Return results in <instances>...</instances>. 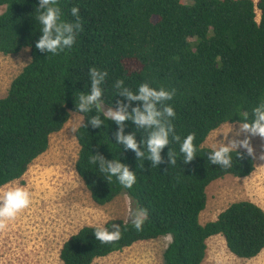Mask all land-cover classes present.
Masks as SVG:
<instances>
[{
  "label": "trees",
  "instance_id": "obj_1",
  "mask_svg": "<svg viewBox=\"0 0 264 264\" xmlns=\"http://www.w3.org/2000/svg\"><path fill=\"white\" fill-rule=\"evenodd\" d=\"M0 6V52L30 49L29 63L0 97V188L20 179L47 150L50 135L78 113L82 123L75 130V171L92 201L104 205L125 192L136 209H147L141 231L121 219L104 224L108 229L121 226V238L110 244L95 238V229L102 226H82L63 241L62 264H91L163 235L171 237L164 264H201L206 240L217 234L238 258H251L264 248V211L251 201L233 202L204 224L199 220L211 182L226 175L246 177L255 169L253 156L243 149L230 153V168L212 164L208 154L213 148L202 143L222 123L245 122V113L250 122L253 108L264 101V0H58L62 21L75 22L71 8H79L82 30L70 49L56 55L35 47L42 35L36 19L39 0H0ZM92 67L108 73L102 99L114 109L118 101L128 103L117 95V80L134 93L145 82L157 90L174 89L165 103L175 111L170 119L180 143L195 133V159L185 164L180 143L170 136L161 151L163 162L151 165L116 143L119 126L112 120L93 128L88 119L95 110L76 111L78 95L90 91ZM136 106L142 107L141 102H132ZM133 132L138 143L147 134L126 121L125 135ZM170 149L174 165L168 163ZM97 153L129 166L134 185L125 188L115 177L108 182L98 164L89 163Z\"/></svg>",
  "mask_w": 264,
  "mask_h": 264
},
{
  "label": "rangeland",
  "instance_id": "obj_2",
  "mask_svg": "<svg viewBox=\"0 0 264 264\" xmlns=\"http://www.w3.org/2000/svg\"><path fill=\"white\" fill-rule=\"evenodd\" d=\"M3 8L0 6V12ZM29 61L28 47L13 54L0 52V97ZM108 108L104 105L105 111ZM81 123L82 116L71 113L63 128L50 135L47 150L31 162L25 174L0 188L3 192L23 187L31 194L29 207L7 221V228L0 232V264H62L59 250L63 241L82 226H104L112 219L131 221L130 214L136 207L125 192L109 203L97 205L78 177L75 171L78 144L73 130ZM246 137L254 149V171L241 178L226 175L207 186L206 206L199 215L202 224L215 219L236 201H251L264 211V159L261 158L264 139L240 132L238 122H225L207 135L202 146L214 149ZM170 239V235H163L138 241L96 258L91 264H164L163 252ZM206 245L201 264H264V248L251 258H238L229 252L220 234L210 236Z\"/></svg>",
  "mask_w": 264,
  "mask_h": 264
},
{
  "label": "clouds",
  "instance_id": "obj_3",
  "mask_svg": "<svg viewBox=\"0 0 264 264\" xmlns=\"http://www.w3.org/2000/svg\"><path fill=\"white\" fill-rule=\"evenodd\" d=\"M58 0H39V9L41 10L36 17L42 25L39 40L35 47L40 52L59 54L65 48L70 49L74 42L76 33L82 30V24L79 17V8L72 7L71 14L75 17V22H65L61 20V9L57 6ZM108 73L100 71L95 67L90 68L89 76L91 78V86L89 93L81 92L76 99V111L80 113H91L95 110L96 115L90 116L88 123L93 128H99L104 125L105 119L112 120L119 126L115 133V141L119 145H123L125 149L135 152L137 158L147 159L151 165L161 164V151L170 144L171 141L180 143L181 137L175 133L174 125L170 118L175 117L173 107L165 102L172 100L175 90L167 91L164 88L159 90L149 86L147 82L142 83L137 92H133L124 86L123 80H117L114 87L118 89V94L128 101L127 104L118 101V107L113 110L109 107L104 109V101L102 99L103 92L101 85L105 81ZM141 102L142 107H131L132 102ZM159 105V107H158ZM131 108V111L129 109ZM253 119L247 121V113H245V122L240 123V132L248 133L251 136H259L264 139V101L253 108ZM101 115L104 119H101ZM131 121L135 124L136 129L146 131L138 143L136 133L125 135V122ZM87 127V125H83ZM75 131V130H73ZM195 133H190L180 143V152L184 155V163H190L196 157V146L194 145ZM143 145V150L141 149ZM244 148L249 155L254 153L250 139L231 140L223 143L218 148H214L208 154V160L221 168L231 167L230 153L235 149ZM145 149L148 153L145 156ZM264 159V156L261 157ZM89 163L98 164L99 171L105 174L104 178L110 182L115 177L118 182L125 188H131L136 182V176L129 166L121 163L117 159L111 161L106 160L99 153L93 154L89 158ZM169 165L176 164V155L171 149L168 152ZM167 170H165L166 172ZM30 192L23 187H15L0 192V232L7 228V221L15 219L18 213L28 208L31 199ZM147 219V209L139 208L130 214V220L137 231L142 230V226ZM96 240L102 244H110L121 238V226L112 224L111 229L107 227H97L94 231Z\"/></svg>",
  "mask_w": 264,
  "mask_h": 264
}]
</instances>
